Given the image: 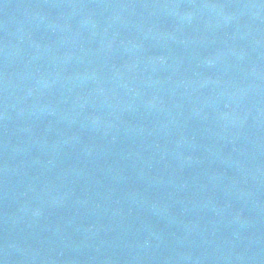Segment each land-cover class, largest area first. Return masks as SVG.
<instances>
[{"label": "water", "instance_id": "1", "mask_svg": "<svg viewBox=\"0 0 264 264\" xmlns=\"http://www.w3.org/2000/svg\"><path fill=\"white\" fill-rule=\"evenodd\" d=\"M0 264H264V0H0Z\"/></svg>", "mask_w": 264, "mask_h": 264}]
</instances>
